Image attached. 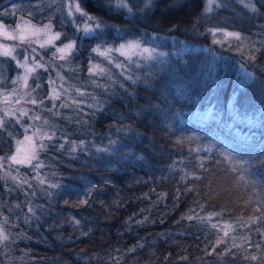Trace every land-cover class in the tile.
I'll list each match as a JSON object with an SVG mask.
<instances>
[{
  "label": "trees",
  "instance_id": "trees-1",
  "mask_svg": "<svg viewBox=\"0 0 264 264\" xmlns=\"http://www.w3.org/2000/svg\"><path fill=\"white\" fill-rule=\"evenodd\" d=\"M79 1L121 31L90 38L71 23L77 47L66 61L49 48L44 56L26 48L28 60L43 65L31 89L44 103L29 107L19 122L7 118L0 153L9 157L13 134L44 120L57 144L68 143L40 153L43 185L29 166L12 165L32 187L21 183L18 201L1 205L12 234L11 264H264V0H253L256 13L248 0H217L205 15V0H153L139 15L117 10L115 0L111 7L105 0ZM129 6L135 10L142 0ZM216 27L246 39L223 36L215 44L208 30ZM127 39L154 54L128 61L114 54L124 62L117 68L92 52ZM253 44L259 50L249 60ZM93 62L102 64L103 75L89 74ZM50 80L59 100L45 99ZM18 96L0 97V116ZM193 110L209 114L188 115ZM35 115L41 120L28 118ZM227 147L240 156L236 164L223 158Z\"/></svg>",
  "mask_w": 264,
  "mask_h": 264
},
{
  "label": "rangeland",
  "instance_id": "rangeland-1",
  "mask_svg": "<svg viewBox=\"0 0 264 264\" xmlns=\"http://www.w3.org/2000/svg\"><path fill=\"white\" fill-rule=\"evenodd\" d=\"M26 1L27 0H15L5 5L4 7L0 8V52H3L5 49L8 50L14 49L13 55H15L18 60L23 62L24 57L27 56L26 48H28V46L32 49H36V52H39L44 56L48 54V53H44L45 49L48 48L51 49L50 54H53L56 48H63L64 44L74 41L73 40L74 31L73 32L70 31L72 20L75 19L76 21L75 24L73 23L74 25L83 24V18L80 16L79 13L75 12V3H79L80 7L83 9L82 4L79 0H29L28 2ZM207 2L208 0H205V5ZM216 2L217 0H211L212 7ZM70 7L72 8V12H73L72 17L68 16V11ZM49 23L51 24V29L50 30L45 29L44 26L48 25ZM76 29L77 28H75V30ZM56 32H60V33L65 32V35L62 37V41L56 42V40H53V37ZM224 32H230V31H224ZM223 36L226 37L221 31V32H217L215 38L221 40L220 37ZM50 40L52 41V43H48ZM128 40H133V39H127L118 42L115 45L104 46V47L115 48L118 47L120 44L125 43ZM42 44L45 45V47L42 48L41 47ZM141 45L142 47L154 49L147 45H143V44ZM103 48H101V50H103ZM35 53L32 52V54ZM114 54H117L119 56H124L126 57L125 61H128V59L135 57L136 54L138 53H128L127 55H121L118 52H113L111 54V56L113 57L111 62L105 59L104 56H102L101 58L105 59V61L108 62L109 64H113V66L114 65L116 66L117 63L124 64V62L121 61V59H116L115 56H113ZM60 55H62V53H56L55 58H57V61H66V60H60L59 59ZM138 55L148 56L147 54H138ZM93 65H99L100 68L103 67L102 64L98 62H93L91 66ZM27 67H35V62H30L28 60ZM242 68L243 70H245L246 73L250 71V70H246L244 67ZM24 72L25 69L18 67L16 61H14L11 57L0 56V85L4 86V85H8L7 83H9V88L5 86L0 87V97H2L5 100L7 98V95L8 97L10 96L9 94L12 93L13 88L17 90V94L19 95L18 96L19 103H16L15 101L10 106L4 108V111L15 112V116L7 117L14 121L17 120L16 119L17 117H20L21 111L28 112L29 107L33 105L32 103H30V101L33 98L35 99L36 96V91L31 89L32 84L36 82V79L38 77L36 75V70L35 72L29 74L27 87H25L23 80H20L19 83L16 85L12 84V81L15 80L17 76H23ZM50 93H52V87L50 89ZM208 114L209 111L206 110H193L188 115L207 117ZM21 127L22 124L18 125L19 129ZM32 133L33 132L30 131H28L27 133L23 131L21 134H13V150L11 155H16L18 159H26L33 153L35 149L36 137L33 136L32 139H26V135L32 136ZM2 137L4 136H0L1 150L3 149L2 146L5 145V143L1 144L3 139ZM222 154L224 155L223 158L225 160L234 161L235 164L237 163V159L240 158V156L236 151L229 152L228 147L222 151ZM0 156H3V154L0 153ZM226 157H230L231 159H227ZM7 163L10 164L11 162L8 161ZM12 165L15 166V164ZM3 175H4V170L0 169V177H2ZM12 175L18 178L17 181L14 182L11 180V178L7 180L0 179V222H2L5 217L9 219V217L3 212L1 205L6 203L7 205H9L13 202L18 201L17 190L23 187L21 183L26 179L25 174H19L18 171L12 170ZM35 183L37 184V186L41 185L39 183V178H35ZM17 184H20L21 187H16ZM5 185H7V187ZM9 189L12 190L9 191ZM42 193L44 192L42 191ZM24 197L25 196H22V198ZM45 197L48 198L47 195H45ZM5 230H6V225H5ZM5 243L6 246H0V262H6L7 264H11L12 252L8 250L9 249L8 243H10V240Z\"/></svg>",
  "mask_w": 264,
  "mask_h": 264
},
{
  "label": "snow or ice",
  "instance_id": "snow-or-ice-1",
  "mask_svg": "<svg viewBox=\"0 0 264 264\" xmlns=\"http://www.w3.org/2000/svg\"><path fill=\"white\" fill-rule=\"evenodd\" d=\"M132 2H134V0H132ZM241 2H243V0H241ZM106 6L111 7L113 4V0H105ZM130 0H115V8L117 10H126L128 15H139L140 13H145L146 10L150 9L153 6V0H142V5L143 6H138L135 8V10H133L132 7L129 6ZM219 6V5H218ZM246 7L250 8L251 12L256 13L258 12V9L255 5V3L253 2V0H248V2L245 5ZM212 11V4H211V0H208V2L205 5V8L202 12V15H205L206 13H209ZM75 12L79 13L80 16L83 18V24H76V28L77 31H82L87 37L90 38H100L103 36L104 34V30L105 29H111L114 30L116 32H120L121 29L119 27H116L114 25H109L108 23H106L102 18L95 16V15H90L87 12H85L81 7L79 3H75ZM68 16L72 17L73 16V12H72V8H69L68 11ZM72 23H76L75 19L72 20ZM198 21L196 23L193 24V31L196 30ZM45 29H51V24L49 23L48 25L44 26ZM209 33L213 36V43L215 44H223V41L216 39V34L217 32H221L223 31L222 29H220L219 27L213 28V29H209L208 30ZM223 34L226 37H234L237 41H243L244 39H246L245 37H242L240 32H223ZM61 33L60 32H56L53 40H57L60 39ZM23 39V38H21ZM48 43H52V41L50 40ZM41 47H45V45H41ZM76 43L75 41L73 42H69L64 44L63 48H56L55 52H53V56H56V53H62V55L59 56L60 60H68L72 54V52L76 49ZM259 49L256 48V45L253 44L252 45V50L250 51L249 60H255V51H258ZM13 50H8L5 49L3 52H0V56H5V57H11L14 61H16V64L18 67L24 68L25 72L23 76H17V78L15 80L12 81V84L16 85L19 83L20 80L24 81V85L25 87L28 86L27 81L29 78V74L35 72L36 68L39 67H43V65L39 64V63H35V67H27V61L29 59L28 56H25L23 59V62H21L20 60H18L16 58L15 55H13ZM154 49H149L146 47H142L140 41L138 40H128L125 43L120 44L118 47L112 48V47H104L103 50H101V46L97 45V47L92 49V52L94 53H98L100 56H104L105 59L109 60V62L112 61L113 57L111 56V54L113 52H118L121 55H127L128 53H138V54H147L149 57H151L154 53ZM32 52L35 53L36 49H32ZM159 55H164V53H159ZM130 58V57H129ZM117 68H122L124 67L123 64L121 63H117L116 64ZM97 69H99V72H97ZM88 72L91 76H96V75H103L105 73V70L103 68H100L99 65H93L90 66L88 68ZM38 78V77H37ZM126 80H132L133 83H135L136 81L134 80V78L131 75H127L124 77ZM50 86L52 87V93H49V95L47 97H45V99H52L54 100H59L60 94L56 92V83L53 80L49 81ZM93 83H95V81H93ZM97 87H100L99 84H96ZM0 87H3V85H0ZM41 85L39 83H37L35 85V88H40ZM121 87H123V85H121ZM35 90V89H33ZM16 89L13 88L12 93H10L9 95L15 96L16 94ZM77 92L79 93V89H77ZM80 95H83V93H79ZM32 104H37L39 103V105H43L44 100L41 99L39 102L36 99H31L30 101ZM7 103V101H6ZM16 103H19V99L16 100ZM74 103H79V102H74ZM66 105L62 104L61 107H64ZM56 105L55 103L52 104V108L48 109L49 112H51L53 109H55ZM9 116H15V112H10V111H4L3 112V116H0V130H6L7 128V124H8V120L7 117ZM23 116H28L27 112L21 111L20 112V117ZM20 117H17V122L20 121ZM29 119L33 120V121H39L41 120L40 115H35V116H29ZM44 125H48V120H44L43 125L37 126L35 124L33 125H29L27 128H25V133H27L29 131L30 128H34L35 130L32 133V136H27L26 135V139H32V137H36V141H35V149L33 151V153L26 159H18L16 155H11L9 157H4V156H0V169L4 170V175L2 177H0V179H4L7 180L9 178H11L12 181H17V177L12 175V164L15 165H26L29 166L30 168H32V170L34 172H36V177L34 178H39V183L41 185H43L46 181L44 178L40 177V169L44 166L43 161L40 160L39 156L41 152H45L48 147L49 144L52 145V147L55 148L56 151H62L65 149V144L68 143L67 139L64 138V143H56V140L54 139L56 136V133L53 131L51 134H49V132L47 130L44 129ZM23 126V125H22ZM9 136H11V133H8ZM45 141H47L48 143H46ZM114 143V141H110L109 142ZM84 145V141L80 142V146ZM77 150V146L73 143V147L71 149V151H76ZM107 149L104 148H98L97 151H106ZM227 159H231L230 157H226ZM10 161L11 163L8 164L7 162ZM7 164V167H6ZM241 168L244 167V164L241 163L240 165ZM18 171V169H16ZM232 171H238V169L234 166L232 168ZM241 179L244 178L243 173H241L240 176ZM22 183H27L28 187L31 188L32 185L31 183H29L27 180L22 181ZM7 187V185H5ZM16 187H21L20 184H17ZM60 185L58 183H48V188L51 189H56L59 188ZM12 189H9V191H11ZM32 195H35V192L32 193ZM48 195H51L50 192H48ZM30 203V202H29ZM81 204H87L88 201L85 200H81L80 201ZM16 207H20V205H16ZM28 212L32 213V215H35V210L32 207H28ZM188 219H193L192 216H189ZM257 220L262 219V217H257ZM144 221H137V223H143ZM9 223L8 219L5 217L3 219L2 222H0V246H6L5 242H8L10 240L11 237V231L9 230H5V225H7ZM74 223L75 224H79L80 221L79 220H75L74 219ZM212 227H217V225L213 224ZM86 234V233H85ZM225 236L228 235V232L225 231L224 233ZM219 243V242H218ZM242 245H233V247H241ZM257 247H259L257 245ZM129 251H135V246L132 249H129ZM231 249L227 250V253H230ZM226 253V254H227ZM251 259L256 260L257 257L256 256H252Z\"/></svg>",
  "mask_w": 264,
  "mask_h": 264
},
{
  "label": "water",
  "instance_id": "water-1",
  "mask_svg": "<svg viewBox=\"0 0 264 264\" xmlns=\"http://www.w3.org/2000/svg\"><path fill=\"white\" fill-rule=\"evenodd\" d=\"M11 0H1L0 1V8L3 7L4 5H6L8 2H10Z\"/></svg>",
  "mask_w": 264,
  "mask_h": 264
}]
</instances>
